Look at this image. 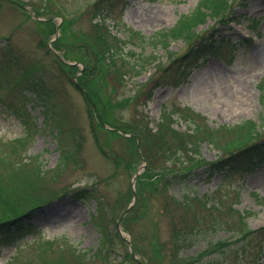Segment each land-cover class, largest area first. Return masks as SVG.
Here are the masks:
<instances>
[{
	"label": "rangeland",
	"instance_id": "374dc122",
	"mask_svg": "<svg viewBox=\"0 0 264 264\" xmlns=\"http://www.w3.org/2000/svg\"><path fill=\"white\" fill-rule=\"evenodd\" d=\"M95 1L0 0V49L14 48L23 66L36 67L48 89L45 102L35 106L22 97V88L14 85L22 66L8 64L0 51V154L7 157L0 162V175L10 176V160L36 187L40 179L34 172L41 161L40 186L54 200L34 210L30 223L9 230L10 242L0 240V264H182L185 260L178 261L185 256L217 255L218 264H263L264 251L260 256L250 245L222 256L204 249L237 232L238 212L245 214L249 228L264 226V158L213 175L206 168L264 139V0H231L224 22L208 16L189 40L173 38L167 48L137 40L136 34L135 45L118 43L127 27L151 36L174 26L194 14L198 0H118L107 20L119 39L113 47L133 52L114 62L101 58L91 37L85 10ZM214 27V44L171 64ZM186 66L185 76H178ZM164 79L170 83L154 86ZM22 94L33 96L27 90ZM47 103L53 120L60 122L56 133L39 129ZM163 107L167 116L173 114L184 145L171 162L132 137L146 117L157 126ZM14 110L25 113L23 121ZM179 111L202 128L236 129L221 134L223 150L203 141L195 156L187 150L190 123L184 116L177 119ZM24 121L31 135L25 134ZM251 122L255 131L248 136ZM165 170L186 177L165 188L156 177ZM84 187L98 202L91 195L76 199L67 194ZM11 209L12 204L0 203V216ZM111 212L117 221L109 224L104 214ZM175 229L190 238L176 256Z\"/></svg>",
	"mask_w": 264,
	"mask_h": 264
},
{
	"label": "trees",
	"instance_id": "16d2710c",
	"mask_svg": "<svg viewBox=\"0 0 264 264\" xmlns=\"http://www.w3.org/2000/svg\"><path fill=\"white\" fill-rule=\"evenodd\" d=\"M118 0H96L90 7L85 10V14L91 19V37L94 43L96 44L97 50L101 54L102 59H106L107 61L114 62L116 57L123 55L124 53H132L133 50L127 49L125 50L123 47H120L118 50L115 51L113 47V43L116 44L118 42L117 34L112 32L111 25L108 20V15H110L115 8L117 7ZM231 0H198L196 4L195 12L193 11V15H186L182 16L174 26L168 29H161L155 31L151 36L143 35L139 30L134 29H127L125 31V37L120 40V46H126L133 44L135 42L132 40L134 35L136 34L137 40L143 42H151L159 45H162L164 48H167L169 41L173 38L182 37L184 40H189L192 37V34L195 33L196 25L199 21H204L205 18L210 16L215 21H222L224 22V11L229 7ZM113 24L116 23L114 20ZM185 30L183 33H176L180 29V26H185ZM184 28V27H183ZM216 28L214 27L208 34L203 36L199 41L191 44L189 48L179 57L174 58L171 61V64L178 63L179 61H184L189 56H193L196 54L197 51H201L202 48L210 44L213 41L212 35L213 31ZM130 37V38H129ZM142 42V43H143ZM229 41H226L228 43ZM123 44V45H121ZM229 44V43H228ZM3 51L2 55L8 57V64L22 66L18 71V77L16 78L14 85L21 87L19 89L21 91L22 97L27 98L30 101L32 100L34 105L39 101L41 103L45 102L48 96V89L45 87V81L42 79L40 75L36 73V67L32 65H22L21 58L19 53L12 48L11 46L6 47V49H0ZM154 58V57H153ZM188 67H181V69L177 72L178 76L183 75L185 69ZM5 75H8V71H4ZM169 83L168 80L164 79L161 81H156L154 86L163 85ZM28 90L29 92L33 93L34 96L31 95H23L22 91ZM13 103V101H10ZM50 104H46L43 109L40 111L43 115V128L50 129V131L54 130L55 133L60 130V122L54 121L53 117L54 114L49 111ZM8 107L12 108L11 104L8 102ZM13 110V109H12ZM15 111V110H14ZM16 115L21 117L22 121L24 120V114L21 111H15ZM27 112V111H26ZM168 111L165 107H163V111L158 116L157 126L150 125L149 117H146V121L144 124H141L137 128V132L133 138L136 137L137 141L142 143L145 148L153 151L155 155H160L166 158L167 162H171L173 159L172 157L176 154V151L183 150L184 145H181L179 142L183 141L181 137V132L178 131L177 128L174 127L173 121V114L171 113L167 116ZM177 119L178 116H184L187 118V121L190 123V128L188 130L187 136L188 141L190 142V147L187 149L190 151L191 154L194 153L195 156L199 155V143L206 141L215 148L219 150H223V144L220 140H218L222 133L224 132H232L236 128L229 127V126H222L220 129L217 127L216 130L208 129L207 127H200L196 124L189 115L182 113V111L176 112ZM264 116V112L263 115ZM24 130L26 134L31 135L28 129V124L23 122ZM26 124V125H25ZM40 129V128H39ZM36 131V129H35ZM255 128L253 123L251 122L250 127L248 128L247 135L251 136L250 132H254ZM181 138V139H180ZM195 139V140H194ZM21 141L18 139V142ZM241 142L240 139L238 141ZM232 143V141H229ZM224 153V152H223ZM264 157V139L259 138L258 140L252 141L239 149H236L232 152H229L225 157L215 160L206 166L209 168L210 174H214L215 172H220L226 168H240L241 166L253 162L255 160L261 159ZM7 160V157L4 153L0 154V162L2 160ZM193 163V162H192ZM38 167H36V171L34 172L35 176L40 179V182L36 187H33V181L29 177V175H23V171L21 170L20 173H17L13 168L10 160L7 161V165L10 169L8 173L10 176L8 178H3V175H0V203L1 206H5V204H12L14 209H11L10 213H4V217L0 216V235L2 238H6V232L10 230L11 227L20 226L24 222H30L33 217V212L36 209H41L42 205L47 202L49 199L53 198L50 197L53 193L48 192V188L41 185V179L43 175L42 164L38 163ZM22 173V174H21ZM185 173V172H184ZM19 175V176H18ZM19 178V181L17 178ZM156 177L160 184L168 188L176 182V179H184L186 174L173 172L171 170H165L163 172L157 173ZM16 183H18L16 185ZM40 186V187H39ZM38 189V190H37ZM39 190L43 193V195H38ZM37 191V192H35ZM69 192V191H67ZM70 194L74 198H81L86 195H91V198H94V193L91 192L90 189L87 188H80V189H71ZM64 195H61L62 197ZM58 197V198H60ZM47 199V200H46ZM95 199V198H94ZM98 198L95 199V202ZM51 201V200H49ZM53 201V200H52ZM27 203V204H25ZM98 206L103 208L104 204ZM234 209V208H233ZM236 210V209H235ZM14 211V213H12ZM16 212V213H15ZM244 213L241 211L238 212V221H239V228L236 233H234L231 237L224 238L217 240L216 242L210 243L204 250L206 253L210 254L213 252H219L222 256L226 254L227 250L230 248H234L235 246L243 251H245V247L250 245L253 248V251L258 250L259 255L261 256L264 251V226L260 228H249L246 224ZM107 217L108 223L116 222V217L111 213L104 214ZM106 224V226H110ZM188 232H182L175 229L174 231V248L173 252L176 256L177 251L176 249H183L185 246L190 245L188 244L189 239L187 237ZM101 235V234H100ZM71 244V243H69ZM73 245V244H72ZM203 250V251H204ZM78 249L73 250V254H78ZM240 253V250H237V254ZM202 257V256H201ZM218 259H210L206 258L203 259L198 256L195 260H190V257H183L180 261H183L182 264H218V260L220 257L217 255L215 256ZM177 262V263H178ZM62 264V263H58ZM258 264V263H256ZM264 264V263H263Z\"/></svg>",
	"mask_w": 264,
	"mask_h": 264
},
{
	"label": "bare ground",
	"instance_id": "6f19581e",
	"mask_svg": "<svg viewBox=\"0 0 264 264\" xmlns=\"http://www.w3.org/2000/svg\"><path fill=\"white\" fill-rule=\"evenodd\" d=\"M262 138H264V137H262Z\"/></svg>",
	"mask_w": 264,
	"mask_h": 264
}]
</instances>
